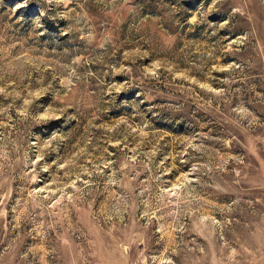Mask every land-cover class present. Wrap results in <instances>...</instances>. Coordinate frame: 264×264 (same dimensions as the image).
<instances>
[{"label": "rangeland", "instance_id": "1", "mask_svg": "<svg viewBox=\"0 0 264 264\" xmlns=\"http://www.w3.org/2000/svg\"><path fill=\"white\" fill-rule=\"evenodd\" d=\"M0 264H264V0H0Z\"/></svg>", "mask_w": 264, "mask_h": 264}]
</instances>
